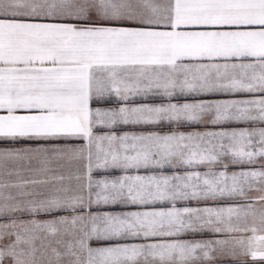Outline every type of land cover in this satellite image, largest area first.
<instances>
[{"label":"snow or ice","instance_id":"snow-or-ice-1","mask_svg":"<svg viewBox=\"0 0 264 264\" xmlns=\"http://www.w3.org/2000/svg\"><path fill=\"white\" fill-rule=\"evenodd\" d=\"M0 264H264V0H0Z\"/></svg>","mask_w":264,"mask_h":264}]
</instances>
